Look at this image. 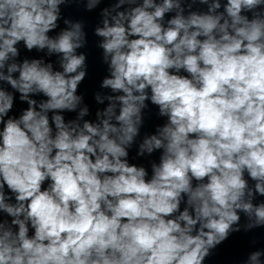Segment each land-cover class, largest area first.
<instances>
[{"label":"clouds","instance_id":"obj_1","mask_svg":"<svg viewBox=\"0 0 264 264\" xmlns=\"http://www.w3.org/2000/svg\"><path fill=\"white\" fill-rule=\"evenodd\" d=\"M236 233L264 264V0H0V264H208Z\"/></svg>","mask_w":264,"mask_h":264}]
</instances>
